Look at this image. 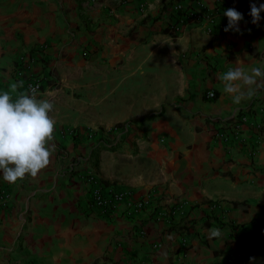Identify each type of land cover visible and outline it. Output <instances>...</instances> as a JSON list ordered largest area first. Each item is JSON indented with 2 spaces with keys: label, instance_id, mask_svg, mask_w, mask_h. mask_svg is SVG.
<instances>
[{
  "label": "crops",
  "instance_id": "obj_1",
  "mask_svg": "<svg viewBox=\"0 0 264 264\" xmlns=\"http://www.w3.org/2000/svg\"><path fill=\"white\" fill-rule=\"evenodd\" d=\"M251 3L264 0H0V92L40 78L55 121L49 165L0 176V264H264V88L237 105L216 78L238 58L264 66ZM228 8L238 32L217 28ZM246 110L242 141L214 134ZM89 173L130 194L93 207Z\"/></svg>",
  "mask_w": 264,
  "mask_h": 264
},
{
  "label": "clouds",
  "instance_id": "obj_2",
  "mask_svg": "<svg viewBox=\"0 0 264 264\" xmlns=\"http://www.w3.org/2000/svg\"><path fill=\"white\" fill-rule=\"evenodd\" d=\"M264 4L251 3L249 15L252 23L262 19ZM224 15L228 24L224 31H240L239 22L243 14L235 8H228ZM236 66L217 74L223 85V92L230 95L234 104L251 99L259 89L264 88V66L246 70L240 59ZM23 87V81L10 85L12 92ZM38 86L28 92H21L15 99L9 91L0 92V176L4 181L15 183L27 176L36 178L50 163L55 151V121L50 113L54 104L49 98H38ZM209 239L222 238L221 229H208ZM255 260V257H251Z\"/></svg>",
  "mask_w": 264,
  "mask_h": 264
},
{
  "label": "built area",
  "instance_id": "obj_3",
  "mask_svg": "<svg viewBox=\"0 0 264 264\" xmlns=\"http://www.w3.org/2000/svg\"><path fill=\"white\" fill-rule=\"evenodd\" d=\"M182 6L179 3H176L173 6L174 10H179L181 9ZM188 17L198 20L200 16L198 14H195L193 12H188ZM252 18V17H251ZM227 25L225 23H220L217 24V28L221 31H224L225 27ZM38 86V91L42 90V82L40 78H30L26 81L25 83V89L26 92H28L31 88H36ZM206 97L207 98H214L215 97V92L212 90H209L206 92ZM264 105V104H262ZM261 113H264V107L261 106L258 108ZM252 118L251 113L246 110L245 112H240V113H235L231 121L225 122V130L223 128H214V134L223 137L225 140L230 142V139L232 137L235 138V140L242 141L243 138L240 136L241 133V127L243 124H249L250 119ZM253 127V126H252ZM115 129H120L122 131L126 130V125L125 124H120V125H115ZM256 132H259L261 130V124L256 123L255 127ZM62 133H67L68 136H73L75 134V129L74 128H66L62 131ZM231 133V138L228 136V134ZM232 140V139H231ZM85 181L89 183L90 189H89V200H90V205L93 207H96L103 212L110 211L113 209L117 203L123 201L129 194L130 192L122 189L116 185L113 184H104L100 182L97 178V176L93 173H89L85 177ZM8 194L7 192L4 193L3 196L1 197H7ZM3 199V198H0ZM5 201V200H2ZM148 203L147 199H138L134 201L133 203L129 204L131 207V210L134 212H137L141 209L144 208V206ZM213 207V206H212Z\"/></svg>",
  "mask_w": 264,
  "mask_h": 264
},
{
  "label": "trees",
  "instance_id": "obj_4",
  "mask_svg": "<svg viewBox=\"0 0 264 264\" xmlns=\"http://www.w3.org/2000/svg\"><path fill=\"white\" fill-rule=\"evenodd\" d=\"M176 13H178V15L181 14V13H182L181 9L177 10ZM231 122H234V121H231ZM117 125H120V124H117ZM261 130L263 131V127H262V126H261ZM100 182H102V183H104V184H105V183H106V184H109L108 182H105V181H102V180H101ZM255 224H256V223H255Z\"/></svg>",
  "mask_w": 264,
  "mask_h": 264
}]
</instances>
